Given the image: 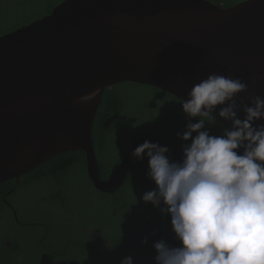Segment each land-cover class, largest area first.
Masks as SVG:
<instances>
[{"label": "water", "instance_id": "water-1", "mask_svg": "<svg viewBox=\"0 0 264 264\" xmlns=\"http://www.w3.org/2000/svg\"><path fill=\"white\" fill-rule=\"evenodd\" d=\"M210 74L246 83L241 95L249 106L264 98V0L229 8L209 0H63L0 36V185L83 150L95 189L116 192L135 148L162 142L142 134L103 179L93 125L104 91L130 82L183 101Z\"/></svg>", "mask_w": 264, "mask_h": 264}, {"label": "trees", "instance_id": "trees-1", "mask_svg": "<svg viewBox=\"0 0 264 264\" xmlns=\"http://www.w3.org/2000/svg\"><path fill=\"white\" fill-rule=\"evenodd\" d=\"M62 1L0 0V36L50 14ZM209 1L229 8L245 0ZM183 102L148 85L107 88L93 125L100 176L107 179L144 133L157 134L176 160L185 144L178 133L189 122ZM216 116L219 123L208 126L210 134L222 135L231 124ZM147 171L146 158L135 160L122 186L104 193L93 186L86 153L78 150L1 184L0 264H121L129 256L134 264H155V242L179 241L171 217L142 199L156 188Z\"/></svg>", "mask_w": 264, "mask_h": 264}, {"label": "clouds", "instance_id": "clouds-1", "mask_svg": "<svg viewBox=\"0 0 264 264\" xmlns=\"http://www.w3.org/2000/svg\"><path fill=\"white\" fill-rule=\"evenodd\" d=\"M247 92L238 78L208 75L182 103L189 121L178 133L185 142L182 160L148 140L131 153L147 159V176L156 185L144 203L171 217L179 241L155 242V264H264V124L256 123L264 121V98H251L249 106L241 95ZM218 106L219 120L231 128L212 135L208 126L219 123ZM121 264L134 260L129 256Z\"/></svg>", "mask_w": 264, "mask_h": 264}, {"label": "flooded vegetation", "instance_id": "flooded-vegetation-1", "mask_svg": "<svg viewBox=\"0 0 264 264\" xmlns=\"http://www.w3.org/2000/svg\"><path fill=\"white\" fill-rule=\"evenodd\" d=\"M8 246H11V247H13L11 244H8ZM11 247H10V248H11Z\"/></svg>", "mask_w": 264, "mask_h": 264}, {"label": "bare ground", "instance_id": "bare-ground-1", "mask_svg": "<svg viewBox=\"0 0 264 264\" xmlns=\"http://www.w3.org/2000/svg\"><path fill=\"white\" fill-rule=\"evenodd\" d=\"M163 146V145H162Z\"/></svg>", "mask_w": 264, "mask_h": 264}]
</instances>
